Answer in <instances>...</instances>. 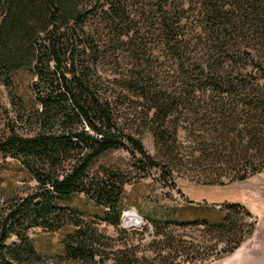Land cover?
Returning a JSON list of instances; mask_svg holds the SVG:
<instances>
[{"label": "trees", "instance_id": "1", "mask_svg": "<svg viewBox=\"0 0 264 264\" xmlns=\"http://www.w3.org/2000/svg\"><path fill=\"white\" fill-rule=\"evenodd\" d=\"M0 85V172L35 183L13 197L0 178V264L42 261L31 228L63 232L55 264H201L253 232L239 204H188L174 225L202 227L214 244L154 226L155 248L140 254L90 219L119 225L124 185L152 171L171 188L177 177L222 187L264 172V0H0ZM117 150L128 171L92 169ZM79 194L98 210L88 220L59 205Z\"/></svg>", "mask_w": 264, "mask_h": 264}, {"label": "rangeland", "instance_id": "2", "mask_svg": "<svg viewBox=\"0 0 264 264\" xmlns=\"http://www.w3.org/2000/svg\"><path fill=\"white\" fill-rule=\"evenodd\" d=\"M7 104V93L4 87L0 85V115H2V110ZM1 120L2 117L0 116V122ZM143 144L147 152L154 155L155 149L151 135L144 136ZM130 161L131 158L127 152L123 150L110 151L99 158L93 164L92 169H98L100 166H118L121 170L128 171ZM7 162L13 165L12 160L8 159ZM0 176L3 178L1 187L5 186L4 178L7 179V176H10L8 178L12 181L10 194L13 197H25L35 192V183L28 176L23 178L20 173L16 176L13 171L6 170H2ZM198 181L196 177L191 175L190 177H177L174 181V188L165 187L159 181V173L152 171L148 177H137L129 184L124 185V199L121 205L119 225L114 226L94 218L90 220L100 232L114 240L116 248H122L123 243L126 242L139 246L140 254H150L151 250L155 248L153 245L149 246V242L154 239V226H168V230L180 235L184 240L203 248H209L214 244V241H210L209 236L204 234L202 227L179 228L174 225L177 212L188 204H192V206L216 205V210L219 206H222L221 209H226L223 206L226 203L239 204L241 211L244 210L249 215L240 212L237 218L241 224L254 225L253 232L245 237L240 246L231 254H221L214 258L225 247L223 244H218L213 252L206 251L205 254H208L210 258L201 264H264V172L244 182L222 187L200 186ZM59 205H66L77 212H81L85 218L98 212L94 204L83 194L60 200ZM128 210H133L138 215L137 223L133 226L122 225L123 213ZM85 218L84 220H88ZM62 234L63 232L49 233L41 228L28 230V236L34 247L43 257L38 264H55L52 257L62 252L60 242ZM13 241H15L14 236L11 237L9 243Z\"/></svg>", "mask_w": 264, "mask_h": 264}, {"label": "bare ground", "instance_id": "3", "mask_svg": "<svg viewBox=\"0 0 264 264\" xmlns=\"http://www.w3.org/2000/svg\"><path fill=\"white\" fill-rule=\"evenodd\" d=\"M137 219H138L137 213L133 210H128L124 214V225L133 226L137 223Z\"/></svg>", "mask_w": 264, "mask_h": 264}, {"label": "water", "instance_id": "4", "mask_svg": "<svg viewBox=\"0 0 264 264\" xmlns=\"http://www.w3.org/2000/svg\"><path fill=\"white\" fill-rule=\"evenodd\" d=\"M125 212L126 211H124V213H123V217H122V219H121V221H122V225L124 226V214H125ZM140 219H141V221H142V218L140 217Z\"/></svg>", "mask_w": 264, "mask_h": 264}]
</instances>
